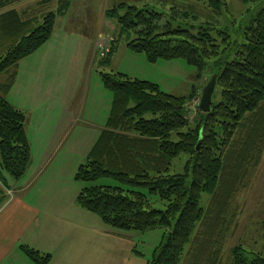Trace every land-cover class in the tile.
<instances>
[{
    "label": "trees",
    "instance_id": "16d2710c",
    "mask_svg": "<svg viewBox=\"0 0 264 264\" xmlns=\"http://www.w3.org/2000/svg\"><path fill=\"white\" fill-rule=\"evenodd\" d=\"M19 1L0 0V10ZM69 2L57 0L56 10L39 16L24 17L15 9L0 13V75H5L0 81L1 180L3 172L21 180L31 160L26 114L7 101L6 93L19 61L51 38ZM199 3L213 15L229 11L227 0H184L169 12L128 3L104 11L119 35H133L126 47L150 63L181 59L198 71L211 63L221 65L215 85L220 101L206 113L197 107L194 125L187 103L197 95L196 88L186 96L174 95L148 80L99 71L102 86L112 94L111 107L104 129L74 172L73 178L85 184L75 201L114 229L169 227L146 264H221L223 245L236 222L230 201L264 153V6L249 17L247 10L246 24L239 25L235 38L227 28L218 30L216 38L211 20L201 19ZM115 42L98 56L101 65L108 64ZM181 153L188 155L184 173H171L172 161ZM103 178L121 186L93 183ZM203 192L210 196L206 209L199 204ZM153 198L164 202L163 210L153 207ZM21 249L35 264L51 260L49 253L24 245ZM229 264H264V255L235 245Z\"/></svg>",
    "mask_w": 264,
    "mask_h": 264
},
{
    "label": "rangeland",
    "instance_id": "374dc122",
    "mask_svg": "<svg viewBox=\"0 0 264 264\" xmlns=\"http://www.w3.org/2000/svg\"><path fill=\"white\" fill-rule=\"evenodd\" d=\"M40 0H21L8 7L0 10L1 12L15 9L24 17L39 16L47 11H54L57 7V0H48L49 2L42 4ZM69 7L66 11V16L60 19L56 25L55 34L58 36H66L67 31H71L78 35V45L76 53L78 56L70 63H64L61 69L56 74L54 73L52 82L50 84L51 90L55 89L53 97L59 105L63 106L65 116V125L73 119L80 121L79 117H72L69 112L76 106H81L79 100L85 99L89 93L92 98L87 105L83 120L86 122L88 117L96 123H101V119L97 117L98 113L102 114V107L109 105L111 99V92L105 89L100 81L99 71H118L128 74L132 78L148 80L157 83L160 88L170 94L186 96L196 88L197 95L187 103L188 118L191 121L195 118L192 125L199 120L196 115V109L199 104L201 90L208 82L212 75L219 71V66L211 63L210 66L204 70H197L194 66L185 63L181 59L174 60H159L155 63H150L141 53L130 51L126 47L127 40L133 35L127 37L125 34L119 35L118 29L113 20L107 19L104 11L120 3L134 4L139 7L144 5L154 7L157 10L169 12L173 6L179 5L184 0H69ZM190 1V0H189ZM228 13L224 12L220 15H213L210 10L202 3H199L197 10L202 20H211L213 30L211 33L220 38L218 30L227 28L230 34L235 38L239 25L246 24L247 10L251 9L248 17L254 13L258 8L264 6V0L255 5V2H247L246 0H227ZM25 12V13H23ZM232 19L235 20L233 23ZM192 23V21L188 22ZM130 34V33H129ZM97 37V39H96ZM116 40L115 49L112 53L110 62L105 65H97L87 59V47L95 39V55L99 43L107 41L108 38ZM112 40V42H113ZM71 48H68V54ZM98 59V55L95 56ZM213 62V61H212ZM5 78V75H0V81ZM220 101V90L215 87L212 95V103L217 104ZM26 111V112H25ZM23 110L26 118H31L30 112ZM43 114V113H41ZM39 115V114H37ZM95 119H92L91 116ZM146 117H150L149 114ZM43 122L44 119L40 118ZM89 119V120H90ZM82 120V119H81ZM53 121L49 119L48 122ZM80 123V122H78ZM83 134L84 131L75 128L73 135ZM93 131H91V134ZM90 134V133H89ZM31 135V134H30ZM33 137V134L32 136ZM32 139V138H31ZM172 139L176 140L177 136L172 135ZM87 144H84L80 149L79 156L83 157L86 151ZM91 147V146H90ZM90 149V148H89ZM90 151V150H88ZM87 151V152H88ZM88 155V154H87ZM69 161L72 166L77 169L79 163H83L87 156L78 162V158L71 157ZM188 159V155L181 153L172 161L171 173H184V166ZM75 169V170H76ZM6 173V172H5ZM65 175V174H62ZM10 177V176H9ZM11 179V177H10ZM13 180V179H12ZM20 181V180H19ZM71 181V180H70ZM77 182L81 187L85 185L82 182L72 179V184ZM3 179H0V190H5L8 196L11 194L9 190L6 191ZM18 181H14L16 184ZM246 185H242L236 192L232 201H230V216L236 214V222L231 234L227 235L221 253V264H229V252L235 245H241L246 251L261 253L264 255V153L260 158L256 168L253 170L249 179H246ZM94 184H105L112 186H121L120 183L112 179H99ZM68 184V183H66ZM13 185V184H11ZM15 186V185H14ZM77 188V185H75ZM138 191L146 193L145 189L135 188ZM209 193L203 192L200 196V207L206 209L209 204ZM154 208L163 210L164 202L158 201L157 198L151 200ZM98 222L99 229L105 226L107 231L96 233L90 238H87V244L92 242L91 247H96V256L89 261L93 264L95 258L96 264H146L152 259V253L156 247L164 243L168 233L169 227L159 226L145 231H124L107 227L101 220L92 215ZM227 215V217H230ZM81 229L82 237L89 234L87 230ZM93 234V232H92ZM93 241L95 244L93 246ZM94 250V248H93ZM251 258L250 254L246 255ZM29 260V259H28ZM32 262L31 260H29ZM27 261V262H29ZM29 262V263H30ZM35 264V263H30Z\"/></svg>",
    "mask_w": 264,
    "mask_h": 264
},
{
    "label": "crops",
    "instance_id": "0c3cea01",
    "mask_svg": "<svg viewBox=\"0 0 264 264\" xmlns=\"http://www.w3.org/2000/svg\"><path fill=\"white\" fill-rule=\"evenodd\" d=\"M39 2L44 4L49 1ZM66 14L57 17L51 38L19 61L14 82L5 96L12 106L30 112L31 118H26L25 129L31 147V160L26 174L16 184L7 173H2L4 187L11 194L7 196L4 189L0 190V264L32 263L23 253V245L49 253V264H90L89 261L96 256V247H91V241L87 244V238L107 231L105 226L99 229L93 214L77 206L75 197L81 185L74 181L72 184L76 167L69 161L75 155L81 162L97 141L106 124L112 94L109 105L105 103L102 114L97 115L101 123L89 117L86 122L83 120L87 105L92 100L88 93L84 101L79 100L82 105L71 107L69 112L72 117L81 115L80 121L73 119L64 124L66 114L62 104L58 105L55 101V89L51 90L50 84L62 64L70 63L78 56L77 34L71 31H67L66 36L56 37L55 34L58 21ZM96 39L87 47V59L101 66L99 58H95ZM68 48H71L69 54ZM49 119L53 121L48 122ZM75 128L84 133L73 135ZM84 144L87 146L82 157L77 153ZM80 228L89 234L82 237ZM96 261L95 258L93 264Z\"/></svg>",
    "mask_w": 264,
    "mask_h": 264
},
{
    "label": "water",
    "instance_id": "95a60500",
    "mask_svg": "<svg viewBox=\"0 0 264 264\" xmlns=\"http://www.w3.org/2000/svg\"><path fill=\"white\" fill-rule=\"evenodd\" d=\"M216 85V74L208 80L201 90V96L198 104V109L201 112H208L212 103V95Z\"/></svg>",
    "mask_w": 264,
    "mask_h": 264
},
{
    "label": "built area",
    "instance_id": "2783aa9c",
    "mask_svg": "<svg viewBox=\"0 0 264 264\" xmlns=\"http://www.w3.org/2000/svg\"><path fill=\"white\" fill-rule=\"evenodd\" d=\"M113 38H108V40L103 41L101 43H99L98 45V49L96 50L98 56H103L104 54H106L110 47H111V42H112Z\"/></svg>",
    "mask_w": 264,
    "mask_h": 264
}]
</instances>
